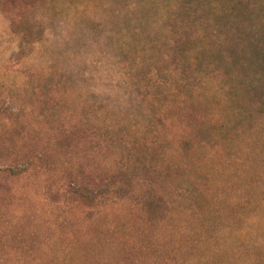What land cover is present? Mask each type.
Masks as SVG:
<instances>
[{
  "label": "rangeland",
  "instance_id": "1",
  "mask_svg": "<svg viewBox=\"0 0 264 264\" xmlns=\"http://www.w3.org/2000/svg\"><path fill=\"white\" fill-rule=\"evenodd\" d=\"M0 264H264V0H0Z\"/></svg>",
  "mask_w": 264,
  "mask_h": 264
}]
</instances>
